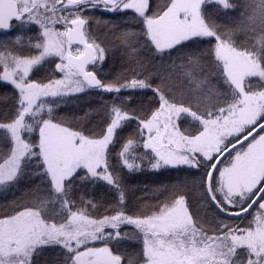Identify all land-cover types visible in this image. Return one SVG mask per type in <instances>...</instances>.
<instances>
[{
	"label": "snow or ice",
	"instance_id": "snow-or-ice-1",
	"mask_svg": "<svg viewBox=\"0 0 264 264\" xmlns=\"http://www.w3.org/2000/svg\"><path fill=\"white\" fill-rule=\"evenodd\" d=\"M206 5L242 10L222 30ZM93 10L131 11L139 21L142 43L121 34L127 72L113 79L97 75L106 50L86 14ZM13 21L22 29L15 47L0 43V84L16 93L0 117V190L33 175L43 187L0 212V264H33L46 249L59 250L60 264H133L116 247L125 240L140 244L135 264H264V0H0V30L11 32ZM148 54L167 67L149 70ZM46 64L62 76L37 80ZM92 91L114 94L101 101L98 132L56 116L68 98ZM149 93L147 110L131 107L133 96ZM132 123L135 132L122 138ZM145 164L181 169L189 179L180 188L198 189L229 219L207 224L177 188L154 211L130 214L118 168ZM83 182L112 188L116 207L96 216L94 201L78 203Z\"/></svg>",
	"mask_w": 264,
	"mask_h": 264
},
{
	"label": "trees",
	"instance_id": "trees-1",
	"mask_svg": "<svg viewBox=\"0 0 264 264\" xmlns=\"http://www.w3.org/2000/svg\"><path fill=\"white\" fill-rule=\"evenodd\" d=\"M153 2L158 6H163L167 0H153ZM245 2L246 0H236L238 4H244ZM206 7L211 19L222 30L233 27L242 10L237 9L236 12H233L231 10H223L217 5H206ZM86 14L92 19V32L97 42L106 50V59L102 65L98 66V77L101 79H113L125 74L127 72V61L124 58V47L126 45L121 39V34L124 32L135 33L136 36L129 37L128 42L142 43V41H139L140 27L138 18L134 17L131 11L108 13L93 10ZM13 25L11 32L0 31V43L7 41L10 49L15 47L12 37L22 31L21 28L17 27L15 21H13ZM236 35L239 39L244 38L242 33H236ZM206 46L201 45V47ZM141 59L144 60L147 68L151 71L163 70V68L167 67L166 61L154 59L151 54L142 56ZM149 60L152 62L148 63ZM34 75L37 80H46L52 76L60 78L62 76V74L55 72L54 66L51 64H46L42 71L34 73ZM254 83L256 82L254 81ZM112 96L114 94H98L95 91L78 94L68 98L67 103L59 105L55 110V114L75 129L84 130L86 133L98 132L104 123V116L101 113V101L111 103L110 97ZM15 99L16 93L12 87L0 84V117H3L6 113H11ZM121 99H124L123 95H121ZM152 100L150 93L148 95H136L132 97L131 107L137 111L141 109L147 110ZM183 126L187 127L188 124L185 123ZM135 128V123H132L120 133V136L123 138L132 135L135 132ZM114 149L111 153L112 163L118 164L120 145H115ZM118 171L123 181L127 210L130 214L133 212L140 214L154 211L156 205L169 194L168 190L177 188L185 192L189 197V202L192 206L191 211H193L194 215L198 213L207 224H213L214 217L225 219L220 217L210 204L201 199V193L198 189L180 188V185L189 179L187 174L181 169H161L157 172L150 170L145 164L142 171L128 172L123 168H118ZM42 187L41 181L33 175L22 180L9 191L0 190V212L33 201L36 189ZM81 197L96 203L97 207L93 213L96 216L104 213V206L111 205L116 207V193L103 182L78 183L75 187L74 198L79 203ZM249 220H251V217H249ZM247 223L248 221H244L242 226H246ZM122 230L131 232V228L127 227ZM116 247L124 254L126 261L131 258L133 264H135L140 259V244L138 241L125 240L116 245ZM33 264H60L59 250H44L41 255L33 258Z\"/></svg>",
	"mask_w": 264,
	"mask_h": 264
},
{
	"label": "water",
	"instance_id": "water-1",
	"mask_svg": "<svg viewBox=\"0 0 264 264\" xmlns=\"http://www.w3.org/2000/svg\"><path fill=\"white\" fill-rule=\"evenodd\" d=\"M245 143H247V142H245ZM215 209V208H214ZM215 211H216V209H215ZM217 212V211H216ZM219 214V213H218ZM223 218H225V219H229V218H226V217H223ZM231 220H236V218H230Z\"/></svg>",
	"mask_w": 264,
	"mask_h": 264
}]
</instances>
